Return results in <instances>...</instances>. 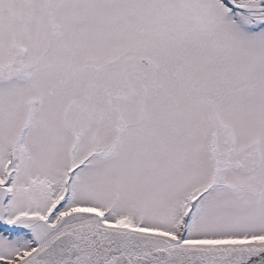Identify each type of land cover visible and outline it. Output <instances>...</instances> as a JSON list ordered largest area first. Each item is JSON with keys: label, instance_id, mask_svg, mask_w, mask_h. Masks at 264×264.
<instances>
[{"label": "snow or ice", "instance_id": "6c2138e0", "mask_svg": "<svg viewBox=\"0 0 264 264\" xmlns=\"http://www.w3.org/2000/svg\"><path fill=\"white\" fill-rule=\"evenodd\" d=\"M0 264H264V0H0Z\"/></svg>", "mask_w": 264, "mask_h": 264}]
</instances>
